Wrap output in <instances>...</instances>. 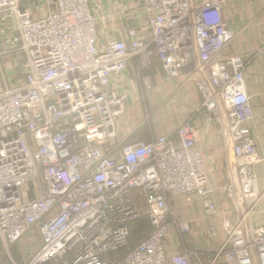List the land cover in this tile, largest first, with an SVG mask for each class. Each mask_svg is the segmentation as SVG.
<instances>
[{"label": "built area", "instance_id": "obj_1", "mask_svg": "<svg viewBox=\"0 0 264 264\" xmlns=\"http://www.w3.org/2000/svg\"><path fill=\"white\" fill-rule=\"evenodd\" d=\"M222 2L0 0V264L35 231L41 243L23 264H192L189 249L167 254L170 226L190 230L174 201L221 213L196 127L118 135L134 94L154 87V65L193 84L207 122L232 144L223 191L240 211L224 219L227 237L206 264H264V224L248 233L243 222L264 197L262 158ZM131 64L138 89L125 77ZM144 217L151 230L133 242Z\"/></svg>", "mask_w": 264, "mask_h": 264}, {"label": "crops", "instance_id": "obj_2", "mask_svg": "<svg viewBox=\"0 0 264 264\" xmlns=\"http://www.w3.org/2000/svg\"><path fill=\"white\" fill-rule=\"evenodd\" d=\"M117 6L111 3L108 7ZM221 8L235 33L231 52L241 55L246 63V86L253 111L249 126L262 158L254 169L258 186L264 191V0H223ZM149 73L154 87L151 91H144L137 82L135 66L131 64L127 69L125 77L134 89H138L139 85L140 90L134 94L129 113L119 121L118 135L120 139L131 140L139 136L147 140L161 133L171 135L187 121L196 127L199 145L204 149L208 188L221 213L206 216L198 199L176 198L173 205L190 223V230L182 235L171 225L166 237V250L168 255H172L189 249L192 263L201 264L199 260L207 261L211 251L216 250L227 237L224 219L233 218L240 211L223 191L233 165L232 144L223 138L214 123L207 122L200 96L193 84L185 81L184 76L169 77L159 69V65L152 66ZM243 222L248 233H251L252 228L264 224V197Z\"/></svg>", "mask_w": 264, "mask_h": 264}, {"label": "rangeland", "instance_id": "obj_3", "mask_svg": "<svg viewBox=\"0 0 264 264\" xmlns=\"http://www.w3.org/2000/svg\"><path fill=\"white\" fill-rule=\"evenodd\" d=\"M139 136H136L134 138H132L129 141H136L139 140L138 139ZM147 218H142L140 221L136 222L133 224V229H132V234H131V241L135 242V240L140 237L141 235H145L147 234L150 230H151V226H148L147 228L144 229V226H146V221ZM144 225V226H143ZM41 243V239H40V235L37 231L34 232V234L32 235H26L24 236L21 241L15 245V249L16 252L19 251L21 253L20 257H21V261H19L16 256L18 255L17 253H15L14 248L12 249V253L11 256L8 255L3 256L2 258V264H13L14 262L18 263V264H23V261L29 258V256L31 255V253L35 252L37 250V248L39 247ZM19 249V250H18ZM31 251V252H30ZM15 253V254H14ZM28 253V254H27ZM0 256H2V251L0 250ZM192 255H190V259H191V263H192ZM199 262L201 264H206L208 261H201L199 260ZM193 264V263H192Z\"/></svg>", "mask_w": 264, "mask_h": 264}, {"label": "trees", "instance_id": "obj_4", "mask_svg": "<svg viewBox=\"0 0 264 264\" xmlns=\"http://www.w3.org/2000/svg\"><path fill=\"white\" fill-rule=\"evenodd\" d=\"M146 221H147L146 226L143 225V226H144V229L147 228L148 226H150V222H149V220L146 219ZM142 236H143V235H141L140 237H142ZM140 237H138L137 239H139ZM137 239H136V240H137ZM18 250H19V249H18ZM14 251H15V253L18 254V255L16 256V258H17L19 261H21V257H20V255H21L22 251H21V253L19 252L20 250L16 252L15 247H14ZM15 253H14V254H15ZM25 262H26V261L24 260L23 263H25ZM51 264H55V263H51Z\"/></svg>", "mask_w": 264, "mask_h": 264}]
</instances>
